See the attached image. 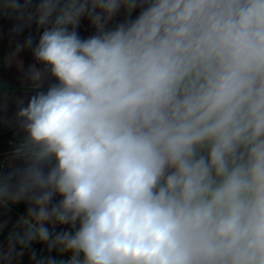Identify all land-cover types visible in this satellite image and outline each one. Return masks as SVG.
<instances>
[{
	"label": "clouds",
	"instance_id": "9594fccd",
	"mask_svg": "<svg viewBox=\"0 0 264 264\" xmlns=\"http://www.w3.org/2000/svg\"><path fill=\"white\" fill-rule=\"evenodd\" d=\"M0 14L14 34L43 29L16 51L58 81L20 102L26 135L0 160V205H28L0 264H264V0H0Z\"/></svg>",
	"mask_w": 264,
	"mask_h": 264
},
{
	"label": "crops",
	"instance_id": "0c3cea01",
	"mask_svg": "<svg viewBox=\"0 0 264 264\" xmlns=\"http://www.w3.org/2000/svg\"><path fill=\"white\" fill-rule=\"evenodd\" d=\"M138 13L139 9L132 14V18H135ZM125 16L126 13L122 9L109 22L108 27H115L118 23L123 22ZM15 23L14 18L0 14V160L10 157L15 146L23 142L26 135L22 130L20 119L17 117L21 106L20 102L23 101V106H26L28 99L37 91L46 92L49 86L58 83L50 71L46 70V66L35 59L31 48L16 51L17 46L22 45L29 35L33 37L34 47L38 43L43 29H38L37 25L32 23L17 35L12 32ZM78 32L82 38H87L95 33V28L85 17L82 18ZM33 70L43 73L39 88L30 78ZM8 163L20 165L22 162L9 160ZM4 170L6 169H0V171ZM60 199L62 198L59 196L55 198L56 201ZM27 207L25 202L9 203L7 207L0 205V222L8 221L7 227L0 232V246L6 245L8 232L13 229L21 217L27 214ZM48 226L50 229L52 228L51 225ZM67 227L57 225L55 231L67 229ZM30 249L36 251L38 258L50 255L58 261H67L71 256V253H59L57 250L49 252L46 245L39 241H33ZM19 264H35V262L30 259V253L26 252Z\"/></svg>",
	"mask_w": 264,
	"mask_h": 264
}]
</instances>
